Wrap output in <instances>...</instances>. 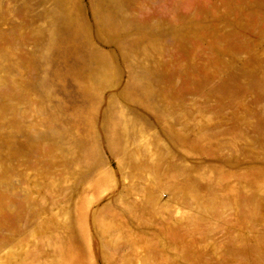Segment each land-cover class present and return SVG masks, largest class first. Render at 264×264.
Listing matches in <instances>:
<instances>
[{
  "label": "rangeland",
  "instance_id": "1",
  "mask_svg": "<svg viewBox=\"0 0 264 264\" xmlns=\"http://www.w3.org/2000/svg\"><path fill=\"white\" fill-rule=\"evenodd\" d=\"M0 264H264V0H0Z\"/></svg>",
  "mask_w": 264,
  "mask_h": 264
}]
</instances>
